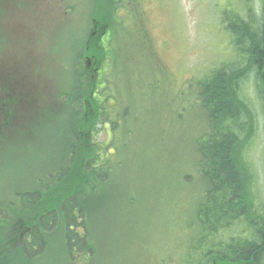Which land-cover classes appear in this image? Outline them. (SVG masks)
<instances>
[{
	"label": "rangeland",
	"instance_id": "obj_1",
	"mask_svg": "<svg viewBox=\"0 0 264 264\" xmlns=\"http://www.w3.org/2000/svg\"><path fill=\"white\" fill-rule=\"evenodd\" d=\"M119 1L114 30L103 38L107 55L100 87L112 110L127 113L119 115L110 138L115 150L102 153L112 166L108 182L89 198L87 225L95 250L79 253L73 264H179L189 232L196 231V226L185 229L195 222L199 197L192 149L209 130L197 85L213 69L224 67L232 78L245 67L224 16L238 29L247 24L240 25L235 15L250 19L247 27L257 33L263 15L258 0ZM92 2L0 0V51L21 54L28 73L27 105L33 98L42 104L35 140L17 159L6 152L0 157V200L19 188L41 192L59 168L66 169L64 154L73 136L59 94L71 84L72 45L87 28ZM259 84L255 71L245 67L234 88L243 113L258 100ZM257 128L241 139L238 153L248 197L264 204V123ZM105 139V130L97 131L95 141ZM52 224L54 239L48 238L44 254L32 257V264H70L55 217ZM15 242L4 260L24 264L36 248L22 239Z\"/></svg>",
	"mask_w": 264,
	"mask_h": 264
},
{
	"label": "trees",
	"instance_id": "obj_2",
	"mask_svg": "<svg viewBox=\"0 0 264 264\" xmlns=\"http://www.w3.org/2000/svg\"><path fill=\"white\" fill-rule=\"evenodd\" d=\"M119 3L93 0L87 19L89 28L72 45L71 84L59 94L60 100L63 99L61 106L64 110L67 108L66 128H71L72 146L64 154L66 169L59 168L41 192L34 190L26 194L30 200H27V230L22 241L29 247L33 245L36 251L27 256L24 264H32V257L40 258L47 248L48 238L54 239L51 234L54 217L67 262L76 263L75 256L79 253L91 254L95 250L89 239L93 230L87 225L92 211L89 198L100 193L99 188L108 182L112 166L102 153L115 150L110 138L114 136L119 115L127 113L112 110L114 105L107 103L105 88L100 87L107 50L100 44L99 36L104 26L115 25L114 15ZM234 17L240 25H249V19ZM224 19L232 45L245 60V67L253 56L264 92V69L260 71L264 59V16L257 33L247 26L232 28L227 16ZM245 67L232 78L224 67L213 69L197 85V100L209 130L192 149L197 157L199 197L193 215L195 222L188 223L185 229L190 231L196 226V231L189 232L186 254L179 264H264V204L248 197L249 181L238 153L241 139L245 138V123L234 88L241 76L238 72ZM101 129L105 130L106 139L96 142V133ZM183 178L188 176L183 175ZM15 244L12 236L10 250ZM5 255L0 264H7Z\"/></svg>",
	"mask_w": 264,
	"mask_h": 264
},
{
	"label": "flooded vegetation",
	"instance_id": "obj_3",
	"mask_svg": "<svg viewBox=\"0 0 264 264\" xmlns=\"http://www.w3.org/2000/svg\"><path fill=\"white\" fill-rule=\"evenodd\" d=\"M257 1V0H256ZM260 8H264V0H258ZM250 4V3H249ZM264 14V12H263ZM249 23H253L251 20ZM103 39V37H102ZM257 71L253 65V56H251L246 67ZM264 69L263 65L260 71ZM260 74V73H258ZM27 67L26 62L20 57L8 55L5 50L0 51V157L4 156L3 152L15 156H22L25 151V145L28 138L32 136V127L34 125V137L36 138L35 127L41 121V102L33 98L35 105H27ZM260 90L256 92V97L252 105L248 107L247 123L253 132L258 126L264 123V97ZM39 127V126H38ZM39 130V129H38ZM11 156V155H10ZM27 191L19 188L11 191V196L5 201L0 200V228L7 227L0 233L2 246L0 253L3 255L9 250L11 237L17 236L19 240L27 230ZM5 205V208L2 207ZM18 225L17 233L11 226Z\"/></svg>",
	"mask_w": 264,
	"mask_h": 264
}]
</instances>
